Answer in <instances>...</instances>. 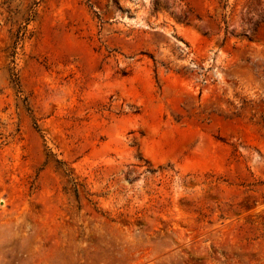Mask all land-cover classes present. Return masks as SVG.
I'll list each match as a JSON object with an SVG mask.
<instances>
[{
  "label": "rangeland",
  "instance_id": "374dc122",
  "mask_svg": "<svg viewBox=\"0 0 264 264\" xmlns=\"http://www.w3.org/2000/svg\"><path fill=\"white\" fill-rule=\"evenodd\" d=\"M0 264H264V0H0Z\"/></svg>",
  "mask_w": 264,
  "mask_h": 264
}]
</instances>
